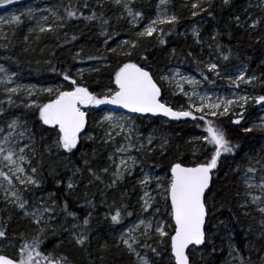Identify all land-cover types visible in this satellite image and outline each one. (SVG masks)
Listing matches in <instances>:
<instances>
[{"label":"trees","instance_id":"trees-1","mask_svg":"<svg viewBox=\"0 0 264 264\" xmlns=\"http://www.w3.org/2000/svg\"><path fill=\"white\" fill-rule=\"evenodd\" d=\"M60 1L62 2L57 7L61 16L65 17L63 27L40 33L29 31L30 26L25 21L5 27L4 36L0 38V53L7 55L6 64L9 67L21 69L34 80L55 82L64 80L63 73L73 77L74 68L78 65H90V75L85 76L86 86L91 91L99 92L106 84L115 86V71L123 63L131 61L148 68L159 83L155 69L174 61H183L197 67V72L204 81L224 83L199 66L197 48L191 41L176 35L181 25L191 20H199L203 24V49L219 63L221 71L226 72L238 64L247 65L248 76L257 78L254 80L253 90L264 95V37L258 29L251 30L242 24L249 0H230L229 4H224L223 0L206 1L203 6L208 8L211 3L212 8L209 11L212 15L200 12L197 16H192L191 4H175L178 0H172V5L177 7L179 19L174 25L165 26L166 43L161 44L155 38H141L131 56L101 49L103 42L119 41L127 35L115 4H99L93 0H75L70 3L66 0ZM85 4L88 6L84 7ZM14 5L16 4H0V7ZM69 5L72 10H77V18H66L64 9ZM152 5L150 0H138L135 4L144 11ZM93 12L98 19H85ZM236 16L240 17L239 24L235 22ZM104 20L108 23L105 24ZM217 32L219 35H216ZM73 36L76 37L75 40L72 39ZM217 44L225 50L231 49L232 55L228 61L217 60ZM169 49L175 51L172 56ZM144 57L147 58L146 62ZM162 95L163 99H167V91L163 88ZM181 100L174 99V104L181 105ZM146 117L137 116V120L146 125L143 136L146 144L140 150V162L169 173L173 162L195 165L191 161L192 157L207 158L208 149L203 142H189L190 137L202 132L203 125L197 126L190 120L173 122L155 117H150V122H147ZM232 120L235 118L225 117L220 119V123L228 138L237 147L233 153L223 154L218 168L213 170L212 184L206 194L210 210L206 222V242L202 245L204 252L202 261L189 252L193 264H222L231 251L236 255L239 264L241 260L243 264H264V233L256 226L258 217L253 208L240 204L242 186L235 174V170H241L240 167L244 166L245 151L255 150L256 147L259 149L263 135L254 130L246 133L242 129V123L235 125L231 123ZM34 124L39 140L32 160L37 168L40 184L26 187L23 194L32 206L53 208L51 214L46 213L51 220L47 223L46 234L42 237L44 243L41 252L47 254L55 249L58 254L68 256L73 264H134L125 248L116 242L110 228L111 215L127 199L132 203L135 191L129 187V184H133V179L130 180L125 174L114 186H109L112 185L114 171L107 156L110 153H121L118 149H126L128 146L121 141L105 144L98 138L91 141L82 139L72 153H67L63 149L55 148L54 129L38 125L37 121ZM91 126L87 124L86 129L90 130ZM148 133L151 135L148 136ZM149 138L151 143L148 142ZM165 140V149L160 150L159 144ZM154 146L157 147L149 153ZM69 181L73 184L72 188L68 187ZM65 203L68 212L76 213L75 219L63 210ZM166 208L168 203L161 215L171 225L172 219L164 211ZM85 217L89 218L86 228L82 224ZM77 224L80 227L73 228ZM0 228L6 230V238H0V251L10 255H15L19 244L23 243L21 237L30 241L37 234L33 219L14 206H3L0 209ZM80 232L88 236L84 246L78 245L74 239V234ZM167 244L165 240V244L159 249L161 253L169 252ZM170 264L173 263L170 261Z\"/></svg>","mask_w":264,"mask_h":264},{"label":"snow or ice","instance_id":"snow-or-ice-1","mask_svg":"<svg viewBox=\"0 0 264 264\" xmlns=\"http://www.w3.org/2000/svg\"><path fill=\"white\" fill-rule=\"evenodd\" d=\"M117 5H123L128 9V15L133 17L135 21L136 17L140 13H133L128 6V0H114ZM224 4H229L230 0H223ZM13 0H0V4H11ZM88 5L85 4L84 7ZM192 15L197 16L200 12H207L208 15H212L209 9L212 8V4H208V8H204L200 0H196L195 3L191 5ZM67 19L77 18V10H72V6L69 5L65 8ZM55 15V14H54ZM82 15V13H81ZM63 20L65 17H58ZM15 22L20 23L21 17L14 16L12 18ZM47 20V17L44 18ZM87 20L98 19L95 12L91 16L85 17ZM235 22L240 23V17L236 16ZM178 22V17L176 15L165 16L163 18H158L153 20L148 24L143 31L137 34V41H124L129 49H135L139 42V38L152 37L154 33H159V42L161 44L166 43L163 39L164 30L162 28L158 29V24H169L174 25ZM261 19H256L250 25L251 28H256L257 25L261 23ZM107 24L108 21L104 20ZM41 32L51 31V27L44 28L40 27ZM193 35L198 39L200 32L193 29ZM216 35H219L217 32ZM73 40L76 39L75 36L72 37ZM215 39V36H213ZM217 50L219 56L217 60L228 61L232 55L231 49H223L221 45L217 44ZM111 52L115 53L117 49H110ZM123 55L131 56L132 52H124ZM95 57H89V59H94ZM145 62L147 58H143ZM207 70L219 76V63H208ZM238 75L235 79L229 77L230 83L239 88L241 83L252 84L257 78L255 76L247 75V67H238ZM0 73H4L6 76L8 74V69L3 65H0ZM178 76L179 73H175ZM12 76H15L13 72L11 76H8L7 82H11ZM78 77L81 83H77V79L73 78L68 73H63V78L65 81L70 82V90H63L62 87L56 88H45L40 89V92H46L49 96L48 102L43 104H36L33 101L32 105L38 109V118L43 125L50 126L52 129L56 130L57 136L54 141V146L57 149H63L67 153H72L74 149L77 148L78 144L81 142L82 133L86 130V125L88 123V112L85 110L87 107L91 106H101V105H117L124 109H128L134 113H151V114H162L164 117H170L173 120L190 119L195 122L197 126L203 125L202 131L203 135L197 137L196 139L203 142L205 147L208 149V156L203 162L196 163L194 166H186L185 163L177 161L170 165L169 173L167 178L156 176L154 179L156 181V187L158 189V195L161 197L165 203L168 204V208L164 211L170 215L173 224L170 230H166V222L161 220L145 222L140 221V225H144L143 231H140V236L137 237L132 235L136 230H139L140 225H135L133 228H129L125 235L120 236V242L123 243L128 251L134 254L138 259V264H155V261L151 260L147 255H141L137 251L138 246L150 249L151 252L159 256L160 253L157 251V247L163 246L165 240H167V247L170 249L171 258L174 264H193L190 260L189 252L193 251L196 246L204 245L206 242L205 234V221L206 217L209 215V203L206 197V193L210 190V185L212 181L213 170L218 168V163L223 154H231L237 147L228 138L225 128L220 123V118L228 116L230 111L233 114L237 107L243 109L249 101V97L246 95L239 96L237 99H228L217 97L215 102L212 101V97L208 95H200L199 92L193 90L191 94L185 93L189 98V104L186 109L181 107L179 110L174 109L169 106L166 102H162V91L158 86L156 79L153 78L152 72L147 70L146 67H141L140 64L134 62L123 63L115 71L114 75V85L115 87H106L101 94L94 91H90L88 86H85L82 78V70L78 73ZM160 80H169L168 76H160ZM190 85H197L199 81L195 78L181 77ZM207 79V77H204ZM6 81L0 78V84H4ZM181 91H183L182 85ZM9 93H17L20 91V87L7 88ZM32 94L31 89H29V95ZM194 98H198L199 103L194 102ZM256 104L264 106V95H259L251 98ZM11 103V100L9 101ZM239 117L232 120L231 123L239 125L241 119L243 118V113H239ZM104 121L111 123L116 118L113 115L104 116ZM123 119V118H121ZM16 121L10 127H15ZM115 127H120L119 124L114 125ZM259 127L264 129V123L260 125H253V127L244 128V132L249 133L253 131V128ZM110 136V133H106ZM90 138V137H85ZM7 137L5 138V143H7ZM149 143H151V138H149ZM167 141H164L166 144ZM163 144L161 148H163ZM143 147V145H141ZM30 148L29 145L25 144L23 147L18 149H13L11 147L5 148L0 145V162L7 161L10 170L14 174L19 173L21 175L10 176L7 172L0 169V177H3L10 186L13 184V179L15 178L21 185H33L39 186V181L35 178L37 173L36 167H31L30 171L32 175H28L24 162L27 160L28 164L31 165V160L25 155V149ZM126 149L120 148L118 151H125ZM34 151V149H31ZM51 151V149H49ZM6 153V155H5ZM131 164L126 160H121L120 164L123 166L117 168V171L113 173L112 185L114 186L117 180L123 179L125 172L131 171L134 167L136 161L134 157H131ZM87 164V161H85ZM260 164V168L249 167L245 171V176L248 177L249 174H254L258 170L264 172V161H257ZM79 171V169H77ZM107 172V169H104ZM95 176V173H93ZM99 179V177H96ZM153 178L145 176L141 180V184L147 188V185L151 182ZM245 184L248 188H252L254 185L249 182L248 179L245 180ZM166 185V186H165ZM2 187V185H0ZM69 188L73 187L71 181L68 184ZM261 190L260 196H252V203H264V177L261 178L259 184L255 185ZM11 196L20 209H25L27 201L23 200L16 191H11ZM6 197L8 193L6 192ZM153 202H155V197L145 190L143 198V210L147 211L149 208L153 207ZM90 203V202H89ZM126 210V206H122ZM67 203L64 204L63 210L67 212L70 217L76 218V213L68 212ZM258 211L264 214V207H259ZM53 208L43 207L36 208L32 212L25 211L24 215L33 218V222L37 228V234L34 238L29 240H24L23 243L19 244L17 252L15 255L5 254L0 251V264H73V261L69 259L68 256L63 254H58L55 249L47 254L41 252V246L44 243L42 237L46 234L47 221L44 219L46 213L51 214ZM156 213H160L161 209L157 207L155 209ZM90 215V214H89ZM126 215L131 216V212H126ZM122 220L121 208H117L115 213L111 215V221L115 224H119ZM264 224V220L261 221ZM85 228L89 225V218L85 217L82 221ZM42 225H45L42 227ZM80 225H73V228H78ZM150 240L155 238L157 247H152L151 245L145 243L140 244V238ZM0 238H6V230L0 228ZM75 242L84 246L88 241V236L83 232L74 234ZM118 246V245H117ZM59 247V246H57ZM238 252V250H236ZM241 264L243 261L241 260Z\"/></svg>","mask_w":264,"mask_h":264},{"label":"rangeland","instance_id":"rangeland-1","mask_svg":"<svg viewBox=\"0 0 264 264\" xmlns=\"http://www.w3.org/2000/svg\"><path fill=\"white\" fill-rule=\"evenodd\" d=\"M68 3L73 2L75 0H66ZM80 2H85L88 0H78ZM95 3L105 4L108 2H112L117 6V10L119 12L121 25L123 29L126 31L125 38H122L119 41L114 42H103L101 44V49L110 50L117 49L116 54L120 53L123 55L124 52L131 51L134 53V49H129V47L124 44V41H137V34L150 24L153 20H157L158 18H163L165 16L176 15L179 19L177 7H174L172 4V0H150V4L152 5V9H148L147 11L142 10L135 6L138 0H128V6L132 10L133 13H140L139 16L136 17L135 21H133V17L128 15V9H126L122 4L117 5L114 0H93ZM211 1V0H200L203 2ZM16 4L14 6H1L0 7V38L4 36L5 27L10 25H15V22L12 18L14 16H20L21 22H26L29 27V31L40 33V27L44 28H58L63 27L64 20L59 19L58 17H63L60 14L59 8L57 4H60L62 1L60 0H13ZM196 0H178L175 4H193ZM248 10L246 11V17L244 18L242 23L243 25H247V27L251 30L261 31V35L264 37V0H249L248 2ZM55 14V15H54ZM193 16V15H192ZM47 17V20L44 18ZM256 19H261V23L257 25L256 28H251L250 25ZM167 24H158L157 28L165 29ZM177 28V27H176ZM193 29H196L200 32V36L197 39L193 35ZM203 30L202 21L199 20H191L188 23L181 25L177 29L176 35H181L185 39H188V42L191 43L197 48L198 55V64L203 69L207 70L208 63H217L216 60L209 56L203 49L201 35ZM165 32V31H164ZM130 35V36H128ZM144 38H155L157 42H159V33H154L152 37H144ZM141 39V38H139ZM164 39V36H163ZM186 39V40H187ZM140 41V40H139ZM160 43V42H159ZM139 42L137 44V47ZM79 52L80 49L77 48ZM171 56L174 54L173 49H169ZM172 58V57H170ZM7 55L0 53V65H3L8 69L7 76L4 73H0V78H3L6 83L0 84V145L5 147L6 149L11 147L13 149H18L19 147H23L25 144L29 145L30 148L25 149V155L31 160V165L28 164L27 160L24 162L23 166L26 169L28 175H32L30 168L35 167L32 158L35 156L36 149L38 146L39 137L37 135V131L35 130L36 125L34 121H37L38 125H43L42 122L38 118V109L35 106L29 107V105L33 104V101L36 104L47 103L49 96L46 92H40V89L45 88H56L62 87L63 90H70V82L65 80L60 81H44V80H34L31 76L24 74L21 69H14L9 67L7 64ZM6 62H5V61ZM7 63V64H6ZM264 63V61H263ZM246 66L247 67V75L248 74V66L245 64H238L237 66L229 69L226 72L221 71L219 67L220 75L217 76L214 73L210 72L214 78H218L224 83H219L218 81L206 82L204 81L197 72V67L183 61H174L169 65H164L160 68H157V77L160 86L167 91V99H163V102H166L169 106H172L174 109L179 110L181 107L184 109L187 108L189 104V98L185 95V93L191 94L193 90L200 93V95H208L212 97V101L215 102L217 97L220 98H228V99H237L239 96L246 95L249 97V101L246 105H244L243 109L237 107L235 109V113L233 114L231 111L228 116L231 118H240L239 113H243V118L241 119L242 129L246 127H253V125H260L264 123V106L256 104L252 97L259 96L257 92L253 90L255 87L254 81L252 84H244L241 83L239 88L230 83L229 77L235 79L236 75H238V67ZM92 66L90 65H78L74 68L73 78L77 79V83H81L80 78L78 77V73L82 70V78L83 83L87 84V80L85 79L86 75H90V69ZM208 71V70H207ZM15 73V76H12L11 82H7L8 76H11L12 73ZM179 73L178 76H175V73ZM160 76H168L169 80H160ZM181 77L195 78L199 81V84L193 86L188 84L185 80H182ZM183 87V91H181V86ZM20 87V91L17 93H9L7 88H15ZM106 87H115L110 84H106L101 87L98 94H101ZM29 89H31L32 94L29 95ZM91 91V90H90ZM182 99L183 102L181 105H175L174 99ZM11 100V103L9 102ZM194 102L199 103L198 98H194ZM88 112V125H92L91 129L85 130L82 133V139L91 141L94 138H98L99 141L103 143L114 142L116 144L117 141L123 142V144L128 147L124 152L121 153H110L107 156V161L110 163V167L114 172L117 171V168L121 169L123 166L120 164L121 160L128 161L131 164V157L135 158V165L132 167L131 171L125 172L124 174L128 176L130 180L133 179V184H129L135 191V196H133L132 203L124 202L122 206H126L125 208L121 207L122 211V220L119 224H115L111 221L110 228L115 235L116 242L121 244L126 252L132 257L134 264H138L137 257L130 253L127 247L120 242V236L125 235L128 232L129 228H133L135 225H140V221L144 220L146 223L149 221L161 220L163 219L166 222V230H170L171 225L165 220V218L161 215L164 207L165 201L161 199L158 195V189L156 187L155 177H165L167 178L168 172L161 170L159 167H154L152 165L144 164L140 162L139 153L141 150V145L146 144L145 139L143 138L145 134L146 125L145 123L139 122L137 120V115L127 114L125 112H119L112 109L105 108L103 105L101 106H91L85 109ZM113 115L116 119L111 123L104 121V116ZM225 117H221L225 118ZM123 118V119H121ZM147 122H150V116L146 117ZM164 121H168L164 119ZM13 121H16L15 127H10L13 124ZM191 121V120H190ZM119 124L120 127H115L114 125ZM47 126V125H43ZM158 129V127H157ZM254 131L261 133L263 136L260 138V148L257 147L254 149H249L245 151L243 154V165L241 166V170H235V174L238 182L241 184V196L240 204H247L253 208V210L257 213V224L256 226L261 228V232L264 233V224L261 223L264 220V214H261L258 209L259 207H264V203H252V196H260L261 190L255 185L259 184L261 178L264 177V172L257 171L254 174H249L248 177L245 176V171L249 167L260 168V164L256 163L257 161H262L264 158V129H260L259 127L253 128ZM54 140L56 139L57 132L54 130ZM106 133H110L106 135ZM203 131L199 132L196 136H192L189 138L190 143H195L196 138L203 135ZM151 133H148L150 136ZM161 135V133H160ZM7 137V143H5V138ZM90 137V138H85ZM81 139V140H82ZM164 145L161 148V145ZM167 144V143H166ZM166 144L164 141L159 144L160 150H164ZM158 145V144H157ZM157 146H154L149 153H152ZM34 149V151H31ZM6 155V153H5ZM206 158H195L192 157L191 161L193 163L203 162ZM247 166V167H246ZM10 167L7 165V161L0 162V169L7 172L10 176L13 175H21L19 173L14 174L13 171L10 170ZM145 176L152 177L153 179L145 188L144 185L141 184V180L145 178ZM35 178L39 181L37 177V173L35 174ZM248 179L250 183L254 186L252 188H248L245 184V180ZM40 184V181H39ZM0 209L3 206H14L23 212L28 211L32 212L37 207L32 206L28 203L27 199L23 194V190L31 186L21 185L18 180L13 179V184L10 186L8 182L0 177ZM166 186V185H165ZM147 190L151 196L155 197V202H153V207L149 208L147 211L143 210V198L144 192ZM11 191H16L17 194L23 199L27 201L25 209H20L14 201V198L11 196ZM6 192L8 193L6 197ZM169 204V202H168ZM159 207L161 209L160 213H156L155 209ZM126 212H131L132 215H126ZM32 218V217H31ZM33 219V218H32ZM44 219L50 222V217L45 214ZM144 225H140L139 230H136L132 233L137 237L140 236V231H143ZM125 238L127 236L125 235ZM264 242V239H263ZM149 244L152 247H157L155 242V238L146 240L144 238H140V244ZM161 248L157 247V251L160 253L159 256H156L155 253L151 252L150 249L144 248L142 246L137 247V251L141 253V255H147L151 260L155 261V264H170V261L174 264V261L171 258L170 250L169 252L161 253L159 250ZM202 261V253L204 252L202 246H197L193 251H190ZM222 264H239L236 261V255L231 251L230 256L224 261Z\"/></svg>","mask_w":264,"mask_h":264},{"label":"water","instance_id":"water-1","mask_svg":"<svg viewBox=\"0 0 264 264\" xmlns=\"http://www.w3.org/2000/svg\"><path fill=\"white\" fill-rule=\"evenodd\" d=\"M154 78V77H153ZM155 79V78H154ZM158 84V82H157ZM158 86L161 88V86L158 84ZM161 91H162V88H161ZM106 108H110V109H114V110H117V111H124V112H127V113H130V114H137L139 116H151V117H156V118H165L167 120H170V121H173V122H176V121H187L188 119H181V120H173L172 118L170 117H164L162 114H151V113H134V112H131L130 110L128 109H124L123 107L121 106H117V105H104ZM186 165V164H185ZM186 166H189V165H186ZM211 187V185H210ZM206 220H207V217H206ZM205 226H206V221H205ZM205 234H206V231H205Z\"/></svg>","mask_w":264,"mask_h":264},{"label":"bare ground","instance_id":"bare-ground-1","mask_svg":"<svg viewBox=\"0 0 264 264\" xmlns=\"http://www.w3.org/2000/svg\"><path fill=\"white\" fill-rule=\"evenodd\" d=\"M142 67V66H141ZM147 70H149L148 68H147ZM150 71V70H149ZM151 72V71H150ZM154 77V76H153ZM155 78V77H154ZM157 81V80H156ZM159 84V83H158ZM160 85V84H159ZM104 106V105H103ZM105 107V106H104ZM106 108V107H105ZM108 109H110V108H108ZM112 110H114V109H112ZM115 111H117V110H115ZM119 112H124V111H119ZM125 113H127V112H125ZM127 114H130V113H127ZM134 115V114H133ZM135 115H137V114H135ZM137 116H139V115H137ZM156 118V117H155Z\"/></svg>","mask_w":264,"mask_h":264}]
</instances>
